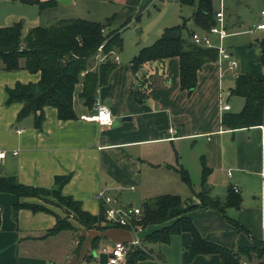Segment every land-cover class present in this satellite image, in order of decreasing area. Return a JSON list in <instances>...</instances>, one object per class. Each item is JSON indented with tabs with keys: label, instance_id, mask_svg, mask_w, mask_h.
Masks as SVG:
<instances>
[{
	"label": "crops",
	"instance_id": "0c3cea01",
	"mask_svg": "<svg viewBox=\"0 0 264 264\" xmlns=\"http://www.w3.org/2000/svg\"><path fill=\"white\" fill-rule=\"evenodd\" d=\"M137 1L142 7L155 2H119L123 5L122 10L131 11ZM221 1L225 4L229 36L243 32L230 31L226 2L219 0V8ZM214 3L216 7V0ZM231 3L233 6L259 3L260 16L264 18V0H231ZM113 25L106 32L116 29ZM257 25L248 33L264 30ZM227 37L223 40L224 45ZM218 39L213 35V42ZM262 39L257 37L255 44H244L236 49L231 43L228 47L225 45L238 59L239 69L232 80L234 83L227 85L229 95L226 97L224 82L230 73L225 71L220 79L217 61L208 62L199 70L198 85L193 92L181 89L179 57L148 61L136 72L132 69L135 54L126 63L117 61L109 82L99 88L96 97V102L106 103L111 108L115 118L112 126L83 117L93 111L96 102L92 109L83 103L80 98L82 83L77 84L74 94L77 118L62 120L56 107L45 106L41 128L35 126L33 115L19 120L23 103L7 105L6 90L18 82H38L41 73L24 68L7 71L0 64V145L11 152L19 150L17 155H9L0 162V177L12 185L51 189L57 187V176L69 175L70 180L62 187V194L81 201L82 208L93 215L102 212L97 192L103 188L128 203H132L128 201V190L139 189L144 199L179 193L182 203L173 208L172 213L191 217L206 239L235 249L253 245L254 238L264 242V123L238 129L222 124L224 113L239 112L245 103L243 97L231 93L237 75L248 72L256 78L264 76ZM144 83L147 86L143 89ZM139 89L146 92L143 102L137 101L132 94V90ZM234 97L237 103L231 104ZM225 103L230 104V110L223 109ZM126 116L131 119L125 120ZM170 128H175L176 132L170 133ZM195 147L197 151H194ZM184 149L189 150V159L193 158L201 169L203 164L207 167L210 196L224 201L232 189L241 197L239 207L228 206L222 211L201 204L196 194L201 185L197 190L195 184V191H192L179 171L180 168L187 169V165L182 164ZM182 182L188 188L181 184L178 189L177 183ZM133 186L135 189L131 188ZM20 199L37 200L32 197ZM17 200L15 194L0 191V264H73L78 255L83 256L82 264H105L115 241H131L136 237L143 241L146 234L161 227L152 225L136 233L114 225L104 230H86L79 223L76 231L65 230L72 234L63 236H72V240H68V244H72L71 254L65 259L56 253L55 247L65 231L42 237L57 223L58 211L34 212L23 208L15 219L13 206ZM97 236L99 238L95 239ZM95 240L97 243L93 245ZM192 240V235L184 232L173 235L169 243L145 241L147 256L139 264H222L218 254L191 257L188 246ZM87 253L89 260L84 259ZM243 263L259 264L248 258H243Z\"/></svg>",
	"mask_w": 264,
	"mask_h": 264
},
{
	"label": "trees",
	"instance_id": "16d2710c",
	"mask_svg": "<svg viewBox=\"0 0 264 264\" xmlns=\"http://www.w3.org/2000/svg\"><path fill=\"white\" fill-rule=\"evenodd\" d=\"M18 1L27 5H36L40 17L53 13L59 5L58 0ZM180 3L194 7L192 19L202 30H209L216 24L217 9L214 0H180ZM112 23L113 18H108L104 22L83 18H65L56 20L50 26H34L26 35L23 34V21L0 27V64L3 69L14 71L24 68L31 72L41 73L38 82H18L15 87L6 90L7 105L15 102L23 103V107L18 113L19 120L33 115L35 126L41 128L45 119V106L56 107L59 118L62 120L77 118L73 103L75 90L79 83L83 84V89L80 92L81 100L85 105L93 108L99 88L109 82L112 72L117 67V61L112 58L110 52L121 51L124 45L122 30L128 22L123 24L121 29L106 32ZM185 27V23L166 27L154 43L142 47L133 57L132 69L136 72L141 65L148 61L179 57L181 89L193 92L198 85L199 70L206 63L217 61L219 52L217 48L196 44L192 39V34L195 31L191 32L190 39H186L183 35ZM101 45L103 46L102 52L108 54V57L102 63L95 65ZM260 45L264 53V38ZM231 93L243 97L245 103L239 112L229 111L223 114L222 124L224 127L238 129L264 123V76L256 78L248 72L238 74ZM132 94L139 102H143L146 97V92L143 89L132 90ZM202 167L201 185L203 189L196 192L201 204L222 211L228 206L239 207L241 197L232 189L224 201L210 196L207 187L208 169L204 164ZM179 171L183 181L192 191H195L194 183L187 169L180 168ZM69 180V175L57 176L55 180L57 187L47 189L24 184L12 185L4 177H0V191L11 192L18 197L13 206L15 219L18 218L19 211L23 208L34 212L54 213L45 206L23 201L20 198L54 196L63 204L73 208L77 215V221L87 229L104 230L112 227L103 216L105 206L102 202L101 214L93 215L82 208L81 201L62 194V187ZM181 203V195L172 193L149 198L142 204V214L139 220L134 221V225L143 226V228L163 225L174 217L172 209ZM56 217L57 223L45 232L43 238L57 235L65 230H76V228L70 227L65 220H62L59 215L56 214ZM176 219L168 226L150 231L143 241L140 238L141 242L131 247L127 264H139V261L147 256V249L143 242L169 243L173 235L184 232H189L193 237L188 246L191 257L201 254H218L222 264H244L243 258L257 260L259 264H264L263 241L254 238L253 245L235 249L206 239L191 217L181 215ZM234 223L242 228L236 220ZM115 227L131 230L128 226L116 225ZM97 238L99 237L97 236L95 239ZM95 243H97L96 240L93 245ZM82 257L79 255L74 257L72 263L82 264ZM89 258L90 255L86 260Z\"/></svg>",
	"mask_w": 264,
	"mask_h": 264
},
{
	"label": "rangeland",
	"instance_id": "374dc122",
	"mask_svg": "<svg viewBox=\"0 0 264 264\" xmlns=\"http://www.w3.org/2000/svg\"><path fill=\"white\" fill-rule=\"evenodd\" d=\"M119 1L120 0H71V3L65 5L59 2L58 8L53 13H50L48 16L40 17L39 9L36 5H27L18 0H0V26L5 24L10 25L8 23L11 22L12 24L16 20L23 21V34L26 35L34 26H50L55 23L56 20L65 18H83L101 22L106 21L108 18H113V26L116 29L121 28L123 24L128 22V24L124 26L122 30V35L124 38L123 48L121 51L117 52V55L119 56L118 61L122 63H126L130 57H132L134 54L136 55L141 47H145L154 43L161 36L164 28L166 27L183 25L185 23L186 27L183 29V35L186 39H190V34L193 31L202 33V29H200V27H198L192 19L194 7L191 5H182L178 0H167L165 2H162L161 0H154L155 2L153 4L151 2L148 6L142 7L140 6V1H137L134 4V8L130 11L125 9L122 10L123 5H121ZM225 2L227 7L226 16L227 19L229 17L230 31H243L236 33V35L234 34V36L227 37L224 42L227 47L228 43H231V45H233L236 49L237 46H242L244 44H255L257 37L264 38V30L248 33L250 28L255 29V25L260 23L261 20H264V18L261 19L262 17L260 16L261 6L259 3L251 5H240L241 3H239L233 6L231 0H225ZM216 7L219 9V0H216ZM214 44L219 46L221 45V41L219 39L218 42L214 40ZM111 55L113 58V54ZM96 64L97 63H95V65ZM238 70L239 69L236 68V70L233 72L229 71L230 74H228L226 77L227 80L224 82V97L229 95L227 85L229 83H234L232 80ZM230 101L231 104L234 102L237 103V99L235 97L231 98ZM194 151H197L196 147ZM182 155V164L185 163L187 165L185 167L189 170L187 171L193 180L194 186L196 184L198 187L197 190H199V186L201 185L199 182L202 178V169L200 164H195V160L193 158L189 159V150L184 149ZM181 184L188 188V186L182 182L177 183L178 189L179 185ZM200 188L203 189L202 185ZM136 191H126L128 201L132 202L133 204L123 201L119 196L118 198L125 205L141 207L142 204L148 199L143 198L139 192V189ZM177 194L180 195L179 193ZM32 198L37 199L34 203L45 206L54 212L58 211L57 213H59V217L62 220H65L70 227L76 228V226H80L79 222L77 221V215L73 208L63 204L54 196H47L46 198ZM177 217L180 216H177V213L174 214V217H172L164 225H161V227L174 223L177 220ZM83 229L87 230L86 227H83ZM143 229L146 230L147 227L143 228V226H140L139 231ZM70 234L71 233L67 231L63 232L61 235V240L55 244L56 253L65 259L67 258L68 254H71L72 244H68V240H72V236H63H69ZM87 257L89 256H85L84 259H87ZM92 264H94V262Z\"/></svg>",
	"mask_w": 264,
	"mask_h": 264
},
{
	"label": "built area",
	"instance_id": "2783aa9c",
	"mask_svg": "<svg viewBox=\"0 0 264 264\" xmlns=\"http://www.w3.org/2000/svg\"><path fill=\"white\" fill-rule=\"evenodd\" d=\"M220 8L216 12V24L213 25L209 30H202L201 32L195 31L192 34L193 41L201 46L209 48H217L219 56L217 63L219 65L220 79L223 78L225 71H235L238 67V59L230 52V50L223 44V40L230 35L229 31L225 25V16H224V3L220 2ZM264 14V10L262 11ZM257 28L264 29V23L257 25ZM213 35H217L221 40V45L216 46L213 42ZM103 46L99 48V54L97 55V64L102 63L108 54L102 52ZM113 54L114 60L118 61L119 57L117 52H110ZM147 84L141 87H144ZM224 110H230L231 106L228 103L223 105ZM86 120L95 121L101 125L112 126L115 123V118L111 111V108L106 104L97 101L93 111L89 114L83 116ZM170 133H175V128H170ZM174 138V137H172ZM19 150L9 151L7 148L0 145V162L4 161L9 157V155H17ZM135 189L134 186L131 187ZM237 190V188H235ZM98 199L104 204L105 210L103 216L106 221L111 225H121L128 226L134 232H139L140 226H135L134 221L139 220L142 214L141 207L133 205L123 204L117 195L111 194L107 189L103 188L97 192ZM1 213V206H0ZM141 240L135 238L131 241H115L109 251L108 258L105 264H126L127 257L131 246L139 244Z\"/></svg>",
	"mask_w": 264,
	"mask_h": 264
},
{
	"label": "water",
	"instance_id": "95a60500",
	"mask_svg": "<svg viewBox=\"0 0 264 264\" xmlns=\"http://www.w3.org/2000/svg\"><path fill=\"white\" fill-rule=\"evenodd\" d=\"M59 2H61V3H63V4H68L69 2H71V0H58ZM126 119H131V117L130 116H126L125 117V120ZM117 123V122H116Z\"/></svg>",
	"mask_w": 264,
	"mask_h": 264
}]
</instances>
